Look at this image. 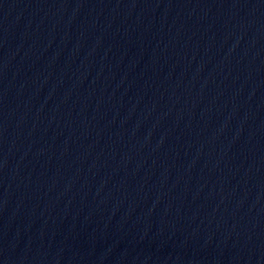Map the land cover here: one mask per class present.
<instances>
[{"label": "water", "instance_id": "95a60500", "mask_svg": "<svg viewBox=\"0 0 264 264\" xmlns=\"http://www.w3.org/2000/svg\"><path fill=\"white\" fill-rule=\"evenodd\" d=\"M0 264H264V0H0Z\"/></svg>", "mask_w": 264, "mask_h": 264}]
</instances>
